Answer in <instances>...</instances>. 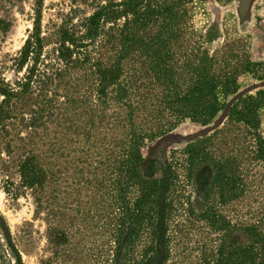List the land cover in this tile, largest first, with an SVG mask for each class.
Masks as SVG:
<instances>
[{
	"label": "rangeland",
	"instance_id": "374dc122",
	"mask_svg": "<svg viewBox=\"0 0 264 264\" xmlns=\"http://www.w3.org/2000/svg\"><path fill=\"white\" fill-rule=\"evenodd\" d=\"M104 2L0 0V20L8 23L6 30L0 28V75L11 81L24 74L25 70L15 72L13 60L33 32L38 11L47 35L63 20L77 23ZM187 9L186 28L175 40L178 54L184 59L194 54L210 57L215 68L224 71L238 68L236 91L226 96L218 90L224 106L217 117L207 125L185 120L161 128L151 107L133 111L131 106H137L142 96L151 92L157 98L160 89L149 91L142 84L138 78L142 63L132 53L120 60V79L103 96L98 93L96 67L88 63L70 69L61 82L52 84L48 102L30 101V108L37 111L36 125L31 123L32 114L19 106L9 118L10 133L0 136L1 256L12 259L19 253L23 264H113L120 215L114 169L130 146L133 131L145 137L143 168L155 162L151 177L161 176L164 162H186L184 149L190 143L207 140L217 158L240 147L245 126L231 121L229 114L239 99L264 90V0H193ZM111 25L89 46L92 62L102 67L119 56V47H113L107 36ZM52 46L45 48L47 63L53 60L47 59ZM249 61L253 72L243 70ZM120 85L129 89L127 95L119 97ZM259 113L264 136V106ZM28 159L46 172L40 190L21 185L18 164ZM189 221L192 225L185 214L171 220L167 264H211L207 258L214 235L199 227L201 221ZM62 232L63 240L56 241ZM148 232L140 234L135 253L131 251L136 259L149 243Z\"/></svg>",
	"mask_w": 264,
	"mask_h": 264
},
{
	"label": "trees",
	"instance_id": "16d2710c",
	"mask_svg": "<svg viewBox=\"0 0 264 264\" xmlns=\"http://www.w3.org/2000/svg\"><path fill=\"white\" fill-rule=\"evenodd\" d=\"M105 1L91 15L77 23L72 18L63 20L47 35L38 11L33 32L13 60L15 72L19 75L25 70L24 74L11 81L0 75V136L10 133L9 118L19 106L32 114L31 123L36 125L37 111L30 108V101L48 102L50 87L61 82L70 69L88 63L96 67L98 93L103 96L120 79V60L130 53L142 63L138 77L142 84L148 85L149 91L160 89L157 98L151 92L142 96L137 106H131L133 111L151 107L161 128L185 120L207 125L217 117L224 106L218 90L226 96L236 91L238 68L224 71L215 68L210 57L194 54L184 59L176 51L175 40L184 33L187 5L193 0ZM7 24L0 20V28L6 30ZM107 24H112L107 36L113 47H119V56L110 66L102 67L92 62L89 46L106 35ZM50 45L47 59L53 60L47 63L43 57ZM252 63L243 64V70L253 72ZM118 89L119 97L129 91L124 85ZM263 106L264 90L231 107L229 119L245 126L243 142L232 154L217 158L207 140L193 142L184 149L186 162H164L160 177H151L155 162L143 168L145 137L132 132L130 146L114 169L120 215L114 231L113 264H167L170 222L181 214L188 222L201 221L199 227L214 235L207 258L211 264H264V136L259 113ZM18 168L21 185L40 190L45 170L29 159L21 160ZM143 231H149V243L136 259L131 251L135 253ZM64 236L58 233L55 239L61 242ZM12 257L0 255V261L23 264L19 253Z\"/></svg>",
	"mask_w": 264,
	"mask_h": 264
}]
</instances>
